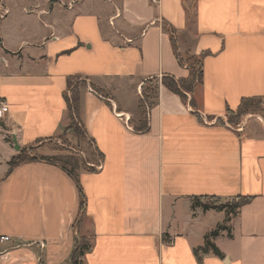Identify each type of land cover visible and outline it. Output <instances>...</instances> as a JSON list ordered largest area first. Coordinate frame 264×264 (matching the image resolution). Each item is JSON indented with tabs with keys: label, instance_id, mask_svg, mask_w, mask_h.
<instances>
[{
	"label": "crops",
	"instance_id": "crops-1",
	"mask_svg": "<svg viewBox=\"0 0 264 264\" xmlns=\"http://www.w3.org/2000/svg\"><path fill=\"white\" fill-rule=\"evenodd\" d=\"M0 4V100L8 106L0 116V235L13 239L0 243V264H72L79 239L87 248L78 264H264V116L240 128L224 120L242 98H260L264 109V0ZM9 4L17 23L6 21ZM170 29L179 57L208 52L202 81L189 100L160 84L148 129L136 132L143 82L188 73ZM70 76L97 93L80 90L79 117L102 162L77 171L82 206L58 162L35 159L7 173L21 147L61 153L48 140L68 124ZM238 195L249 202L226 222L229 233L212 239L223 257L209 252L198 262L193 249L225 213L192 207V197Z\"/></svg>",
	"mask_w": 264,
	"mask_h": 264
},
{
	"label": "trees",
	"instance_id": "trees-1",
	"mask_svg": "<svg viewBox=\"0 0 264 264\" xmlns=\"http://www.w3.org/2000/svg\"><path fill=\"white\" fill-rule=\"evenodd\" d=\"M171 35V43L173 46V51L177 57V60L180 65H185L180 59L175 45L174 38V30H169ZM208 52H201L198 56H191L188 58L189 61L192 62L190 65H185L187 68V76L185 78L176 79L170 75H162L159 79L157 77L147 78L145 82L141 85V98L139 100V116L133 122L131 120L132 127L136 132H145L148 129V108H150L156 101L157 98V90L159 85H163L169 91L177 94L182 100H186L185 93L193 94L197 85H199L202 81V67H201V59ZM92 87L91 84H88ZM87 87V83L85 80L79 79L78 76H70L67 78V91L64 94V100L67 109L68 115V124L63 128L60 138L63 141H67L65 138L67 135H73L77 141H84L86 138V131L84 125L79 117V98H80V90L82 88ZM93 90H95L92 87ZM261 111V100L260 98H242L235 110V112H231L229 110L226 111V119L229 125L233 123H237L241 117L246 116L247 114ZM48 141H51L48 140ZM37 142H41V140H37ZM90 142V140H89ZM91 143V142H90ZM34 147L25 146L21 147L19 152L13 155L8 161V170L9 173L14 167L19 165L22 162L32 161L35 159H41L45 162L55 163L58 162V165L67 173L69 177L74 181L80 199V205L82 206L84 195L82 192V188L80 186L78 180V169L81 168L86 171H94V168L88 167L86 163L81 160L79 156V152H73L72 150H68L64 154L59 153L51 158L45 156H37L34 154ZM89 152L90 155L95 153L99 156L101 160L100 153L97 152ZM96 163L94 161H91ZM249 196H235L233 201L222 203L219 197L216 196H198L192 197V207L200 206L203 210L213 209L216 211H224L225 218L222 223H218L215 228L209 231L204 236V242L201 246H198L193 249V253L198 262L201 261V255L212 253L218 257H223V254L219 251V249L214 245L212 239L216 237L220 231L227 230L228 226L226 222L229 220V215L235 213L242 205L249 202ZM87 246L84 243L83 239H79L75 242V246L71 251L70 260L72 264H78L79 258L83 255L84 250H86Z\"/></svg>",
	"mask_w": 264,
	"mask_h": 264
},
{
	"label": "rangeland",
	"instance_id": "rangeland-1",
	"mask_svg": "<svg viewBox=\"0 0 264 264\" xmlns=\"http://www.w3.org/2000/svg\"><path fill=\"white\" fill-rule=\"evenodd\" d=\"M9 8H10V13L8 14V16L6 18V21L11 20L13 23L14 22L17 23L18 19H19V13L17 11V8L14 7L12 4H9ZM189 57H191V55L185 54L184 57L181 56L180 58L182 59V61L185 65L189 66L190 63L192 64V62L188 60ZM185 96H186L187 100L190 99L189 93H185ZM254 113H256V115L247 114L246 116L241 117L237 123H233V124H231V126H233L235 128H240L243 124L246 123L247 120H258V115L264 116V109H263L262 102H261V111H257ZM224 120L227 122L226 114H225ZM60 135L52 138L51 141H49L51 147H53L55 150H58V151L62 152V154H64L65 152H68V150L73 149L72 150L73 152H79V156L81 157V160L84 163L91 162V161H94L97 163L100 160L99 156L96 155L95 153H93V155L89 154V151L90 152H95V151L93 150L94 147L89 142L87 137L85 138L84 143H80L81 145H77V142L71 141L73 135H67L65 138L67 141H63V139L59 137ZM80 151H81V153H80ZM230 201L232 202L233 199L225 200V201H221V202L226 203V202H230ZM231 215H232V213L229 215V219H230Z\"/></svg>",
	"mask_w": 264,
	"mask_h": 264
},
{
	"label": "built area",
	"instance_id": "built-area-1",
	"mask_svg": "<svg viewBox=\"0 0 264 264\" xmlns=\"http://www.w3.org/2000/svg\"><path fill=\"white\" fill-rule=\"evenodd\" d=\"M6 14H7V8L5 6H3L2 4H0V21L3 18H5ZM86 89H87L88 92H93V93L97 94L95 92V90H93L92 87L89 86L88 84H87ZM7 110H8L7 104L3 100H0V116H2L3 113L7 112ZM126 120H129V119L126 118ZM203 121H204V123H210L212 120L203 119ZM86 164H87L88 167L94 168L95 170L100 169L101 166H102L101 160H99L97 163L87 162ZM9 241H13V239L10 236H8V235H0V243L9 242ZM40 247L43 248V243L40 244Z\"/></svg>",
	"mask_w": 264,
	"mask_h": 264
},
{
	"label": "water",
	"instance_id": "water-1",
	"mask_svg": "<svg viewBox=\"0 0 264 264\" xmlns=\"http://www.w3.org/2000/svg\"><path fill=\"white\" fill-rule=\"evenodd\" d=\"M13 142H14V149H15L16 151H18V150H19V146H18L16 140L14 139Z\"/></svg>",
	"mask_w": 264,
	"mask_h": 264
}]
</instances>
